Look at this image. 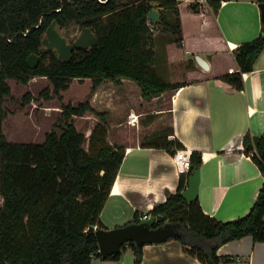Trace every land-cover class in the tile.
<instances>
[{"label": "trees", "instance_id": "1", "mask_svg": "<svg viewBox=\"0 0 264 264\" xmlns=\"http://www.w3.org/2000/svg\"><path fill=\"white\" fill-rule=\"evenodd\" d=\"M118 1L0 0V264H91L93 258L102 259L93 227L104 229L100 214L124 158L123 148L107 142L106 114L95 111L88 102L61 106V116L43 143L9 142L3 131L7 116L3 105L11 95L9 80L24 86L34 78H46L50 87L39 93L45 101H61V93L74 79H90L92 92L105 81L119 84L128 79L139 86L146 100L180 87L167 84L152 69L147 19L149 3L156 2L161 14L154 24L181 45L178 3L140 0L121 5ZM196 5L190 6L195 13ZM54 21L59 30L72 24L80 30L91 28L97 45L74 51L67 63L59 61L55 51L42 53V39ZM263 49L264 23L257 39L234 50L237 72L218 80L242 90V74L253 70ZM31 54L40 56L35 69L26 64ZM22 99L27 104L32 97L26 93ZM87 113L101 122L88 138L73 122ZM174 146L182 149L179 143L161 139L152 147L170 151ZM242 146L264 177V133L260 137L247 134ZM200 166L201 154L191 152L190 174ZM186 186L187 178L181 177L176 193L153 208L148 222L154 228L174 225L179 237L172 239L181 243L186 255L201 264H220L228 259L218 256L217 250L228 242L251 237L264 243V183L249 212L228 222L206 215L198 200L187 202L181 195ZM137 218L131 223H141ZM128 247L134 264H141L143 246L131 243ZM120 257L115 254L104 260Z\"/></svg>", "mask_w": 264, "mask_h": 264}, {"label": "crops", "instance_id": "2", "mask_svg": "<svg viewBox=\"0 0 264 264\" xmlns=\"http://www.w3.org/2000/svg\"><path fill=\"white\" fill-rule=\"evenodd\" d=\"M175 1L181 21V45H176L169 33L154 31V22L148 21V26L152 69L167 84L180 87L150 100L144 99L139 86L128 79L119 84L106 81L93 93L89 89L87 102L97 112L106 114L108 144L124 150L100 214L103 230L131 224L135 217L149 214L156 205L165 203L169 194L176 193L181 177L176 174L172 156L177 148L168 151L152 147L159 139L201 154L197 200L206 215L219 221L245 216L264 183V177L251 157L243 153L242 146L247 134L260 137L264 133V49L253 70L242 74V90L218 80L237 72L236 47L259 37L263 24L259 3ZM191 5H196L197 13L190 9ZM158 10L161 14V8ZM164 13L169 19L170 14ZM222 15L225 16L221 21ZM195 57L205 60L209 70L200 68ZM73 81L90 82L91 87L90 79ZM130 114L138 117L133 125L128 123ZM84 119L89 121V134L101 123L96 117ZM169 136L173 139L169 140ZM211 163L213 167L209 169ZM217 255L228 259L220 264H264V243L244 237L222 245ZM141 264L201 263L186 255L178 240L171 239L144 245Z\"/></svg>", "mask_w": 264, "mask_h": 264}, {"label": "rangeland", "instance_id": "3", "mask_svg": "<svg viewBox=\"0 0 264 264\" xmlns=\"http://www.w3.org/2000/svg\"><path fill=\"white\" fill-rule=\"evenodd\" d=\"M137 1L138 0H119L118 3L122 5L126 3H136ZM224 16L225 15H222L220 18L221 21L224 20ZM150 26L152 27V25ZM156 27L154 31H164L160 26L157 25ZM59 32L66 38L67 42L72 43L80 33V26L72 24L66 29L59 30ZM8 84L11 89V95L5 99L3 105L7 114L3 122V131L6 139L14 143H39V141H43L45 134L48 133L59 120L62 112L61 106L67 104L77 106L87 102L88 97L93 93L91 87H88L90 82L88 84V82L84 81H73L68 89L61 93V101L56 98L45 101L43 98H39V93L44 88L50 87V83L46 78H34L24 86L12 80H9ZM26 93L30 94L32 97L30 103L27 104L23 103L24 101L22 99ZM87 117L95 116L87 113L83 117L73 118L76 129L83 133L86 138L90 135L86 130L89 121L84 119ZM209 166V169H212L213 164L211 163ZM1 202L0 200V205ZM144 222L145 221H141V223ZM104 261L107 260L93 258L91 264H104ZM116 264H134L131 249H127L126 247L123 248L121 257L117 260Z\"/></svg>", "mask_w": 264, "mask_h": 264}, {"label": "water", "instance_id": "4", "mask_svg": "<svg viewBox=\"0 0 264 264\" xmlns=\"http://www.w3.org/2000/svg\"><path fill=\"white\" fill-rule=\"evenodd\" d=\"M150 10L147 15L149 22H159L160 12L157 8L156 2L149 3ZM261 23H264V3H259ZM98 43L97 37L89 27H83L80 30L77 38L72 42H67L66 38L61 35L56 22H52L46 29L44 38L42 39V53L55 51L59 61L67 63L71 60L72 53L78 50H88L95 47ZM197 64L203 70H209L208 63L200 57H195ZM40 61V56L31 54L26 60L29 69H35ZM200 184V170L193 171L187 177V186L182 191L183 198L191 203L197 200L198 190ZM174 225L165 224L160 227H152L148 222L144 223H131L123 227L95 231L98 248L101 258L104 260L106 257L112 255H120L122 249L128 247L133 243L136 246H144L147 244H161L168 240L179 237L174 231Z\"/></svg>", "mask_w": 264, "mask_h": 264}, {"label": "built area", "instance_id": "5", "mask_svg": "<svg viewBox=\"0 0 264 264\" xmlns=\"http://www.w3.org/2000/svg\"><path fill=\"white\" fill-rule=\"evenodd\" d=\"M136 122H138V117L130 114L128 116V123L133 125ZM169 140L173 139V136L168 137ZM254 153V152H253ZM173 164L175 166L176 174L179 177H188L190 175V168H191V151L188 149H178L175 150L173 156H172ZM140 222L145 221L149 222L152 220V216L150 214H142L137 218ZM94 230L96 231V227H94ZM98 254H100L98 250Z\"/></svg>", "mask_w": 264, "mask_h": 264}]
</instances>
